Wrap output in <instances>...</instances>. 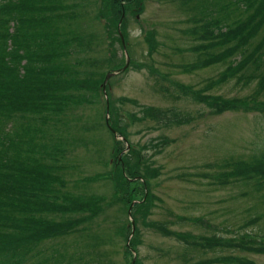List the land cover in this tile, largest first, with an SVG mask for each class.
I'll list each match as a JSON object with an SVG mask.
<instances>
[{
    "label": "trees",
    "instance_id": "16d2710c",
    "mask_svg": "<svg viewBox=\"0 0 264 264\" xmlns=\"http://www.w3.org/2000/svg\"><path fill=\"white\" fill-rule=\"evenodd\" d=\"M66 0H1L0 1V264H49L54 258L56 264H63L59 251L50 259L42 257L40 248L46 241L57 240L85 231V225L92 223L106 210V197L96 194L84 196L68 191V181L62 174L66 171L67 158L64 149L46 142V128L50 125L60 131L58 122L65 123L64 114L70 107L84 103L95 104L105 100L103 121L100 123L111 134L113 144L110 152L112 171L97 174L110 179L115 187L112 203H122L128 211L132 202L133 218L138 223L141 213L144 224L165 237H173L183 242L187 248L196 250H221L255 255H264V235L235 233L231 237L213 235H192L178 233L158 222H147L157 197L152 192L151 180L158 178L159 171L147 157L149 146L132 144L131 150L122 156L124 166L118 156L125 144L117 140L106 123V99L103 83L108 73L121 70L126 57L117 54V46L124 50L119 33V24L131 66L142 71L144 64H135L129 46V16H139L144 12L146 0H94V3L76 2L66 4ZM218 0H179V6L186 20L192 26L184 33L194 42L185 52H192L197 60L182 66L185 73H193L213 65L230 63V58L240 56L235 64L221 72L218 78L210 79L200 89L192 85L174 82V86L184 96H191L199 104H204L210 115L221 116L228 112H256L264 114V0H241L237 7L216 6ZM197 3H201L198 5ZM97 7L95 19L105 20L104 29L110 52L103 58L92 56L100 37L90 29L72 28L70 23L82 19L79 7ZM213 8V9H211ZM215 9V10H214ZM215 11L218 17L211 13ZM192 12H197L194 15ZM233 12L241 16L231 20ZM192 14V15H191ZM223 22V24H222ZM156 30L145 32L144 39L152 54L160 46ZM104 43V39L100 40ZM255 46L250 51V45ZM250 70L247 71V68ZM128 71V70H127ZM126 71V72H127ZM156 70H150L155 74ZM237 79V85L248 86L257 80L258 89L248 99L219 95H205L214 89ZM110 125L130 142L129 127L134 123L154 122L163 127L189 124L190 114H181L175 108L143 106L128 97L112 98L109 88ZM258 97L261 102H258ZM176 98H179L177 96ZM118 103V105H117ZM133 105L140 109L138 114L125 112L124 107ZM100 114V113H99ZM96 142H100L97 138ZM162 145L168 143L164 138ZM159 147V144L154 145ZM137 178V180H134ZM218 183L229 185L243 182L251 188V195L259 199L264 209V151L258 156L244 159L225 160L219 174L214 176ZM134 180V181H132ZM136 184V185H134ZM264 219V214L247 221L246 227ZM194 222L199 227H211L203 218ZM123 228L128 239L131 228ZM138 227L131 240V246L138 252L136 238ZM126 247V254L132 257ZM76 260L77 257L74 256ZM220 263L256 264L241 256H224L216 259ZM136 264H140L139 259ZM198 264H211L205 261Z\"/></svg>",
    "mask_w": 264,
    "mask_h": 264
},
{
    "label": "rangeland",
    "instance_id": "374dc122",
    "mask_svg": "<svg viewBox=\"0 0 264 264\" xmlns=\"http://www.w3.org/2000/svg\"><path fill=\"white\" fill-rule=\"evenodd\" d=\"M1 1V0H0ZM94 3V0H77L76 2ZM66 4L74 0H66ZM201 5V3H197ZM216 6L237 7L241 0H218ZM82 19L70 25L72 28L90 29L98 38L99 47H94L92 56L103 58L110 52L105 35V20L95 19L97 7H79ZM213 9V8H211ZM215 10V9H214ZM218 17V13L211 11ZM196 15L197 12H192ZM191 14V15H192ZM241 16L233 12L231 20ZM188 15L179 6V0H146L144 12L139 16H129V46L135 64H144L142 71L129 66L126 71L109 79L112 84L109 92L113 100L128 97L137 100L143 106L175 108L181 114H190L189 124L163 127L154 122L134 123L128 129L130 143L149 146L148 158L153 167L159 171V177L150 181L152 192L157 197L155 207L147 222H158L178 233L192 235H213L231 237L235 233H253L264 235V219L253 226L246 227L247 221L264 209L259 205L256 194L251 195V188L243 182L222 185L214 178L221 171L225 160L248 159L264 151V114L256 112H228L221 116L210 115L204 104L196 103L191 96H184L174 86V82L192 85L197 90L210 79L240 60L237 56L230 58V63L211 66L199 72L185 73L182 66L197 60L192 52H185L194 43L184 31L192 26L187 21ZM189 22V23H188ZM223 24V22H222ZM87 27V28H86ZM156 30L160 46L152 54L149 44L144 39L145 32ZM104 39L101 44L100 40ZM117 46L118 57L125 52ZM250 51L255 47L249 46ZM227 67V68H226ZM150 70H156L155 74ZM250 68H247V71ZM264 71V70H262ZM237 79L214 89H208L205 95H219L226 98L240 97L248 99L258 89L257 80L248 86L237 85ZM179 96V98H176ZM105 99V96H104ZM264 99V96L263 98ZM258 102L261 98L258 97ZM105 100L95 104L84 103L70 107L64 114L65 123L58 122L60 131L52 126L46 128V142L64 149L62 157L66 171L63 175L68 181L65 189L75 194H91L106 197L108 203L105 212L92 223L85 225V231L72 236L46 241L40 250L42 257L61 256L63 264H130L133 256L126 254L128 239L124 227L128 224V211L122 203H112L115 187L110 179L98 177L97 174H109L113 166L110 160L113 144L111 134L100 123L103 121ZM118 105V103H117ZM125 112L140 115V109L127 105ZM100 113V114H99ZM100 142H96V139ZM168 141L162 145V139ZM159 144V147L154 145ZM126 146V144H125ZM119 163L124 165L118 156ZM136 185V184H134ZM146 200V199H143ZM142 201V200H141ZM139 229L136 238L137 259L140 264H198L205 261L220 263L216 259L224 256H241L264 264V255L217 250H196L187 248L183 242L173 237H165L155 229L145 226L142 214H137ZM203 218L211 227L202 228L194 222ZM135 220V219H134ZM135 236V235H134ZM75 257L80 258L76 260ZM35 257L30 264H35ZM51 258L49 264H56Z\"/></svg>",
    "mask_w": 264,
    "mask_h": 264
},
{
    "label": "water",
    "instance_id": "95a60500",
    "mask_svg": "<svg viewBox=\"0 0 264 264\" xmlns=\"http://www.w3.org/2000/svg\"><path fill=\"white\" fill-rule=\"evenodd\" d=\"M119 27H120V26H119ZM128 65H129V59H128L127 65H126V67H125L124 69H126V68L128 67ZM113 75H115V73H114V74H109V75L107 76V78H106V80H105L104 87L106 86V83H107V81L109 80V78H110L111 76H113ZM107 112H108V115H107V122L109 123V100H108V99H107ZM111 130H112V129H111ZM112 132L115 134V136H116L117 138H119V139H123L122 137H120V136L117 135L116 131L112 130ZM135 203H136V202H133L132 205L130 206V209H129V215H130V216H132V209H133ZM131 224H132V228H133V232H132V234H133L134 231H135V221L132 220V221H131ZM130 239H131V237L129 238V240H130ZM128 243H129V241H128ZM133 253L135 254V257H134V259H133L132 264H135V262H136V253H135V252H133Z\"/></svg>",
    "mask_w": 264,
    "mask_h": 264
}]
</instances>
